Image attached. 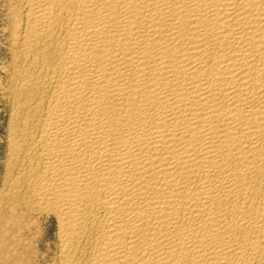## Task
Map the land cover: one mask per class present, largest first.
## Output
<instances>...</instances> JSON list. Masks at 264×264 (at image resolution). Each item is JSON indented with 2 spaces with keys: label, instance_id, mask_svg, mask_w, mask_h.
Masks as SVG:
<instances>
[{
  "label": "bare ground",
  "instance_id": "obj_1",
  "mask_svg": "<svg viewBox=\"0 0 264 264\" xmlns=\"http://www.w3.org/2000/svg\"><path fill=\"white\" fill-rule=\"evenodd\" d=\"M10 2L13 264H264V0Z\"/></svg>",
  "mask_w": 264,
  "mask_h": 264
},
{
  "label": "rangeland",
  "instance_id": "obj_2",
  "mask_svg": "<svg viewBox=\"0 0 264 264\" xmlns=\"http://www.w3.org/2000/svg\"><path fill=\"white\" fill-rule=\"evenodd\" d=\"M6 3H8V5H9V6L7 5L8 7L6 6ZM11 7H12V4H11L10 0H0V193L2 192V194H0V196H1L0 197V208H1L0 209V211H1L0 215L2 214L0 216V229H1V231H0V238H1L0 239V246H6L7 245L6 246V248H7L6 250H8L6 252H2L0 250V255L2 253L5 255V256H3V254H2L0 256V258H1L0 260L2 261V263L0 261V264H4V259H5L4 257H7L8 263L11 262L10 264H13L12 261H14V260H12V259H14V248H13L14 247V214H13L14 213V209H11V211H8L7 212L8 214L6 213V211L9 210L8 207H13L14 208V202L12 200H11V202H9L10 201V197L12 196V194H11L12 192H13V195H14V191H13L14 190V188H13L14 187V183H13L14 176L13 175L11 176V174H14L13 173L14 172V170H13L14 169V165H13L14 163L12 164V163L9 162L10 157L8 156V152L6 154V151H7V149H6V147H7V137L6 136H7V132H8V128H6V127L8 126V120H9L8 116L10 114V108L9 107H10V103H11V102H9V101H11V99H10V95H9L10 93H9V87H8V85L10 86L9 82H11L10 81V77H11L10 73L11 72H9V71H10V68L12 69V67H11V66H13L12 63H14L13 61H11V60H14V58H12L13 54H12V51L10 49V48H12V41H11V38H10V30L8 29V28H10V25H9L10 23L9 22H10V17L11 16H9V15H11ZM9 8H10V10L7 11V9H9ZM6 28L8 30H6ZM8 40L10 41V44H9ZM5 140H6V142H5ZM6 156H8V157L6 158ZM7 159H8V161H7ZM6 164H7V166H6ZM9 167H10V169H9ZM5 171L6 172L9 171L10 176L8 174H5L6 173ZM10 171H13V172L11 173ZM7 176H8V180H7ZM3 178L6 179V180H4ZM4 181H5V183L8 182V181L10 183L12 182L13 185L10 184L9 182L5 184ZM3 183H4V185H3ZM6 185H7L8 188L6 187ZM4 188L6 190H8L10 188V190H8V192H7ZM4 193H5V199H4V195H3ZM2 198H3V200H1ZM4 201L6 202V204L7 203L8 204L6 205ZM2 204L4 206L5 205L6 206L4 207V206H2ZM9 205H11V206H9ZM6 208H8V209L6 210ZM4 211H5V213H4ZM5 217H7V218H5ZM48 220H47L48 222L46 221L43 224V227H44L43 228V234H44V236H43V239H42V242H41V249H44V247H45L44 244L45 243L52 242L53 235H54V232H55L54 220L52 218H49ZM2 221L4 223H1ZM1 235H2V237H1ZM7 238H8V240H7ZM1 241L5 242V244L4 243L1 244L2 243ZM11 246H13V247H11ZM9 247H10V249H8ZM10 255H13V256L10 257Z\"/></svg>",
  "mask_w": 264,
  "mask_h": 264
}]
</instances>
